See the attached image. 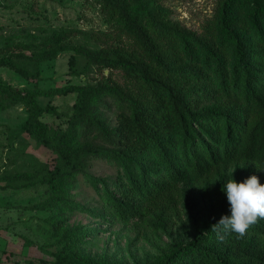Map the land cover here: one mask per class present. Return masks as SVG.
I'll return each instance as SVG.
<instances>
[{"label":"trees","instance_id":"1","mask_svg":"<svg viewBox=\"0 0 264 264\" xmlns=\"http://www.w3.org/2000/svg\"><path fill=\"white\" fill-rule=\"evenodd\" d=\"M100 4L121 23L133 47L82 46L69 62L77 73L81 56L88 69H107L108 75L49 91L0 81V101L18 100L26 106L23 131L51 152V161L41 170L0 178L6 182L2 189L47 186L48 197L35 207L51 209L44 222L59 233L63 248L55 262L43 264H122L87 257L77 246L90 230L66 227L56 219L61 212L82 208L72 195L81 178L102 195L103 210H85L120 222L137 220L162 229L184 201L197 222L194 238L160 248L144 264H264V219L244 237L230 232L223 242L210 229L230 215L223 190L229 179L239 183L256 175L264 184V0H219L214 17L200 32L165 18L149 0ZM55 40L58 36L48 37L50 49L38 56L22 53L21 60L40 63L56 57L66 47H53ZM0 66L32 79L40 75L12 55L1 56ZM115 71L124 75L123 83L113 78ZM70 93L76 99L67 113L38 99ZM105 110L117 112L115 126L107 123ZM46 112L64 124L43 120ZM101 161L115 168L111 184L91 172ZM238 162L255 168L237 175L222 172ZM214 173L223 177L221 197L205 218L202 189L194 184Z\"/></svg>","mask_w":264,"mask_h":264},{"label":"rangeland","instance_id":"2","mask_svg":"<svg viewBox=\"0 0 264 264\" xmlns=\"http://www.w3.org/2000/svg\"><path fill=\"white\" fill-rule=\"evenodd\" d=\"M149 2L162 10L165 18L200 32L206 21L214 17L219 0ZM55 35L59 40L51 45L66 47L56 57L40 63L31 59L21 60L22 53L38 56L50 49L46 39ZM118 44L133 47L134 42L121 23L103 11L100 0H0V57L12 55L30 71L39 70L40 73L38 78L32 79L8 66H0L1 82L49 91L83 80L96 81L110 71L96 67L88 69L86 60L79 56L78 72L74 73L70 69V57L77 54V49L82 46L99 48ZM113 78L121 83L126 79L118 71L113 73ZM38 99L43 106L54 104L67 113L75 102L76 94L42 95ZM28 116V108L22 102L0 101V178L8 173L35 172L51 161V152L23 131ZM104 116L110 126L117 124L116 111L105 110ZM43 120L65 122L48 112L43 115ZM249 168L253 169L255 165L238 162L222 172L237 175ZM91 172L108 184L115 176V168L106 161L95 162ZM222 182V175L214 173L194 184L195 189L197 186L202 189L200 208L203 217L210 216L212 206L220 199ZM5 183L0 179V184ZM72 193L82 208L61 212L56 219L63 220L66 227L90 230L77 248L92 260L144 264L160 248L186 242L195 236L197 222L187 211L184 201L177 204L165 227L156 229L146 222H120L100 216L98 213L101 212L93 214L85 210L95 206L100 207L98 211L103 210L102 195L82 178ZM48 195L49 190L42 183L20 189L0 188V264H43V260L53 263L59 258L57 254L63 248L62 238L44 222L52 211L35 207Z\"/></svg>","mask_w":264,"mask_h":264},{"label":"clouds","instance_id":"3","mask_svg":"<svg viewBox=\"0 0 264 264\" xmlns=\"http://www.w3.org/2000/svg\"><path fill=\"white\" fill-rule=\"evenodd\" d=\"M223 190L230 205V215L222 216L210 228L221 242L230 232L244 237L250 228L264 219V184L260 183L258 176L251 175L239 183L231 178Z\"/></svg>","mask_w":264,"mask_h":264},{"label":"water","instance_id":"4","mask_svg":"<svg viewBox=\"0 0 264 264\" xmlns=\"http://www.w3.org/2000/svg\"><path fill=\"white\" fill-rule=\"evenodd\" d=\"M108 72V70H106Z\"/></svg>","mask_w":264,"mask_h":264}]
</instances>
